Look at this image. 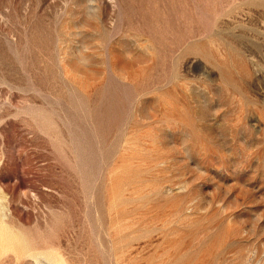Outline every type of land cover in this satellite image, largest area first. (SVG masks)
Listing matches in <instances>:
<instances>
[{
  "label": "rangeland",
  "instance_id": "obj_1",
  "mask_svg": "<svg viewBox=\"0 0 264 264\" xmlns=\"http://www.w3.org/2000/svg\"><path fill=\"white\" fill-rule=\"evenodd\" d=\"M0 264H264V0H0Z\"/></svg>",
  "mask_w": 264,
  "mask_h": 264
}]
</instances>
